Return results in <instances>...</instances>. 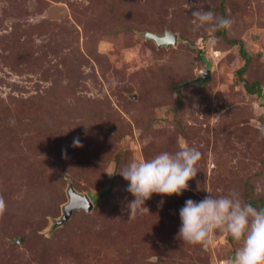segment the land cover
Returning <instances> with one entry per match:
<instances>
[{
    "label": "rangeland",
    "instance_id": "obj_1",
    "mask_svg": "<svg viewBox=\"0 0 264 264\" xmlns=\"http://www.w3.org/2000/svg\"><path fill=\"white\" fill-rule=\"evenodd\" d=\"M222 1L0 0V264H226L234 256L240 243L223 230L206 245L178 238L188 199L236 191L244 201L245 182L264 196V0L224 2L233 21L226 37L242 41L243 77L260 82L261 95L238 79L239 46L193 22L194 7L220 16ZM165 31L175 45L145 37ZM184 145L202 153L188 190L153 194L148 211L130 217L134 197L120 169ZM69 186L89 197L91 211H74L68 226L41 237L61 219ZM46 211L58 217L48 222Z\"/></svg>",
    "mask_w": 264,
    "mask_h": 264
},
{
    "label": "clouds",
    "instance_id": "obj_2",
    "mask_svg": "<svg viewBox=\"0 0 264 264\" xmlns=\"http://www.w3.org/2000/svg\"><path fill=\"white\" fill-rule=\"evenodd\" d=\"M191 15L194 23L207 25L213 33L229 30L233 23L210 8L194 7ZM216 43L215 38L209 40L212 46ZM74 146L82 147L78 139ZM201 158L200 151L184 145L174 153L164 151L148 160H134L121 168L118 174L128 182L126 190L134 197L128 204L130 217L140 209L147 210L144 203L153 194L179 196L188 190V182L196 177V165ZM6 207L3 196H0V216ZM179 216L178 238L183 242L206 245L215 231L223 230L240 243L226 264H264V208L258 209L244 202L238 192L230 191L218 197L209 194L198 202L188 199Z\"/></svg>",
    "mask_w": 264,
    "mask_h": 264
},
{
    "label": "trees",
    "instance_id": "obj_3",
    "mask_svg": "<svg viewBox=\"0 0 264 264\" xmlns=\"http://www.w3.org/2000/svg\"><path fill=\"white\" fill-rule=\"evenodd\" d=\"M224 2L225 0H223L222 2H220L219 7H220V16L225 18V10H224ZM217 34L222 37L223 39L227 40L226 42L229 43V45L235 46L238 45L239 46V54L241 56V58L243 59L244 63L243 66L237 70V76L238 79H240V81H244L245 80V85L246 86V91L248 93H253V94H257V95H261V85L260 82L258 81H253V82H248L244 77V73L246 72V69L250 63V57L248 55V53L246 52L244 45L242 43V41L238 40V39H228L226 37V32L225 30H221V31H217ZM263 130H264V125L262 126ZM64 178V177H63ZM64 180L66 181L67 184L71 183L70 180H67V178H64ZM29 181L32 185H33V181L34 179L31 180H27ZM6 184V183H4ZM244 193H243V198H244V202L246 203H250L252 206L260 209V208H264V196L262 195H257L253 186L250 184V182H245L244 183ZM7 188V186H5ZM61 204V203H60ZM60 204L57 205V209L59 210V206ZM97 204H95V208H96ZM80 215H86V213H84L83 211H76L74 212V215L77 214ZM46 221L50 222L51 220H55L56 217H58V212H54L53 211H46L45 215H44ZM70 222V219L68 220ZM65 222V224H62L60 226H56V223L53 225V227H51V229L49 230V232L44 233L43 229L39 230V233H37L38 235H40L41 237L45 236L48 234V236H45L46 238L52 236V234L54 232H56L59 229H62L65 226H68L69 222ZM227 238H230V240H233L229 235ZM231 242V241H229ZM122 243V241H121ZM123 244V243H122Z\"/></svg>",
    "mask_w": 264,
    "mask_h": 264
},
{
    "label": "water",
    "instance_id": "obj_4",
    "mask_svg": "<svg viewBox=\"0 0 264 264\" xmlns=\"http://www.w3.org/2000/svg\"><path fill=\"white\" fill-rule=\"evenodd\" d=\"M147 39L153 40L158 47H169L176 44L177 37L169 31H165L163 35H157L155 33H146ZM68 202L63 207V215L61 219L56 222V226H60L68 221L73 212L76 210H83L89 213L93 207V204L87 195H81L77 193L71 186L68 188ZM20 242V240H19Z\"/></svg>",
    "mask_w": 264,
    "mask_h": 264
}]
</instances>
